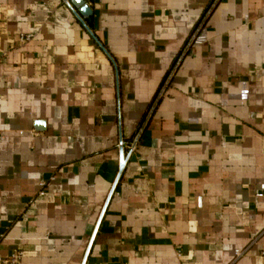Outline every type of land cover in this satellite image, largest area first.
<instances>
[{
	"label": "crops",
	"instance_id": "0c3cea01",
	"mask_svg": "<svg viewBox=\"0 0 264 264\" xmlns=\"http://www.w3.org/2000/svg\"><path fill=\"white\" fill-rule=\"evenodd\" d=\"M68 1L0 0V256L264 264V0Z\"/></svg>",
	"mask_w": 264,
	"mask_h": 264
},
{
	"label": "water",
	"instance_id": "95a60500",
	"mask_svg": "<svg viewBox=\"0 0 264 264\" xmlns=\"http://www.w3.org/2000/svg\"><path fill=\"white\" fill-rule=\"evenodd\" d=\"M73 3H74V5H75L76 7L79 8V12H80L82 15L88 17V16H90V15L93 13V10H92L91 6H90L89 4H87V3L85 2V0H73ZM127 161H128V156H125V154H124V150L121 149V154H120V171H119V175H118L117 180L115 181L114 186L116 185V183H117V181H118V179H119L121 173L123 172V170H124V168H125V165H126ZM113 188H114V187H113ZM109 198H110V196L108 197V200H109ZM99 223H100V221L98 222V224H97V226H96V230H95V232H96L97 229H98ZM91 243H92V241H91ZM91 243H90V246H91ZM89 248H90V247H89Z\"/></svg>",
	"mask_w": 264,
	"mask_h": 264
},
{
	"label": "built area",
	"instance_id": "2783aa9c",
	"mask_svg": "<svg viewBox=\"0 0 264 264\" xmlns=\"http://www.w3.org/2000/svg\"><path fill=\"white\" fill-rule=\"evenodd\" d=\"M66 1L71 7H73L70 1L68 0ZM30 36L31 35H27L26 38H29ZM129 147L131 148V150H135L136 142L130 144ZM240 253L241 252L238 250L237 254H240ZM23 256H24L23 251H14L8 256H0V264H23L22 262Z\"/></svg>",
	"mask_w": 264,
	"mask_h": 264
}]
</instances>
